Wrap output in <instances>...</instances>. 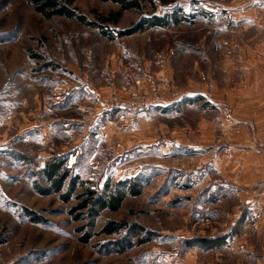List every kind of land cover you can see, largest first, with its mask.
Returning <instances> with one entry per match:
<instances>
[{"label": "rangeland", "instance_id": "rangeland-1", "mask_svg": "<svg viewBox=\"0 0 264 264\" xmlns=\"http://www.w3.org/2000/svg\"><path fill=\"white\" fill-rule=\"evenodd\" d=\"M193 1L167 7L156 1L155 9L143 4L142 12H123L115 26L104 29L126 30L179 5L189 12ZM72 8L97 23L118 11L99 0H74ZM197 32L193 26L170 33L149 29L111 42L74 21L42 18L30 0H0V264H240L232 249L240 241L238 237L235 243L233 236L241 232L228 218L233 202L225 195L226 162L215 161L208 134L195 129L200 112L190 104L165 117L156 109L149 119L153 104L132 113L117 110L122 116L137 113L138 123L133 130L120 124L104 128V136L95 119L100 109L90 105L84 92L85 81L106 80L111 68L126 64L131 69L117 74L132 81L135 90L111 95L99 107L106 110L105 104L128 100L134 93L154 101L135 83L143 64H158L167 45L181 43L188 47L180 56L185 78L199 59L197 52L206 51L193 50L196 34L206 37ZM127 51L133 60L126 59ZM143 120L147 126L141 127ZM205 139L199 151L176 143ZM55 157L66 158L71 176H80L99 193L107 180L138 177L140 195H127L116 212H101L96 219L82 212L75 221L71 210L80 203L82 188L68 202L60 194L39 192L47 188L40 171ZM240 164L233 163L234 169ZM108 222L137 223L155 237L144 246L116 248L119 237L101 234ZM225 236L224 249L184 244Z\"/></svg>", "mask_w": 264, "mask_h": 264}, {"label": "crops", "instance_id": "crops-1", "mask_svg": "<svg viewBox=\"0 0 264 264\" xmlns=\"http://www.w3.org/2000/svg\"><path fill=\"white\" fill-rule=\"evenodd\" d=\"M193 3L189 12L180 5L178 10H164L160 17L176 12V23H170L162 31L170 33L182 26H193L206 35L196 34L193 50L206 51L197 52L199 59L194 60L183 78L180 56L188 47L181 43L167 45L168 52L160 62H145L140 78L135 80L138 79L143 92L153 97V107L146 114L149 119L157 115L156 109L165 117L182 113L190 104L200 112L195 129L201 135L208 134L215 161L226 162L225 195L233 202L227 217L233 220V225L240 226L241 232L233 236L235 243L238 237L240 241L232 249L240 257V264H264V0ZM125 53L127 60L134 59L131 52ZM119 67L122 68H111L106 80L85 81L84 85L87 101L94 109H100L95 119H99L104 136V128L115 125V129L120 124L133 130L138 123L137 113L122 116L117 110L99 107L111 95L124 96L135 90L132 81L127 82L117 74L131 66ZM133 67L137 68L136 63ZM143 121L141 127L147 126L148 121ZM205 141L176 143L199 151ZM237 162L240 167L234 169L233 163Z\"/></svg>", "mask_w": 264, "mask_h": 264}, {"label": "trees", "instance_id": "trees-1", "mask_svg": "<svg viewBox=\"0 0 264 264\" xmlns=\"http://www.w3.org/2000/svg\"><path fill=\"white\" fill-rule=\"evenodd\" d=\"M103 3H110L118 7V11L110 16L99 18V23L91 22L86 19L85 16L80 15L72 8L74 0H30L33 4L34 11L38 13L42 18L50 20L52 18L60 17L67 20L74 21L77 25L85 27L90 30H97L99 36L108 40L115 41L117 39L125 38L135 34L143 33L149 29H163L170 23H176L174 16L176 12L172 14H165L164 16L152 15L140 23H137L129 29L110 33L107 31L106 25L115 26L123 12H142V5L147 4L152 9L156 8L155 2L167 7L175 4L178 0H99ZM171 20V21H170ZM104 25V26H102ZM40 175L43 180V184L47 185V188L40 190L39 192L47 196L49 194H60V197L64 202H68L78 188H82L81 195L77 196L78 200H81L72 210L71 214L74 216L75 221H79L80 214L86 212L91 218H97L101 212L110 211L116 212L121 207L125 197H137L140 195L141 187L138 181V177L125 181H119L113 183L111 180H107L102 191L99 193L96 190L91 189V185L87 182H83L78 175H72V168L68 167L66 158L55 157L51 161H48L46 165L41 169ZM137 185V186H136ZM39 188V187H38ZM64 189L65 192H64ZM101 234L105 236L119 237L113 244L116 248H132L140 247L150 243L155 237V233L145 229L143 226L127 222H108L106 223ZM84 242L88 240L83 239ZM226 243V236L215 239H193L188 240L184 244L188 248H197L202 250H218L222 249Z\"/></svg>", "mask_w": 264, "mask_h": 264}, {"label": "built area", "instance_id": "built-area-1", "mask_svg": "<svg viewBox=\"0 0 264 264\" xmlns=\"http://www.w3.org/2000/svg\"><path fill=\"white\" fill-rule=\"evenodd\" d=\"M137 86H139L140 82H135ZM154 101H150L149 99L143 98L137 94H133L130 99L125 101H115L111 104H105V109L114 111V110H122L125 112L132 113L134 111L143 110L149 106H151Z\"/></svg>", "mask_w": 264, "mask_h": 264}]
</instances>
